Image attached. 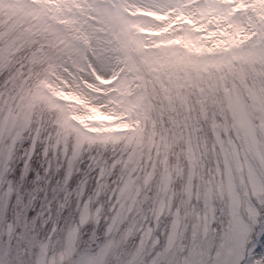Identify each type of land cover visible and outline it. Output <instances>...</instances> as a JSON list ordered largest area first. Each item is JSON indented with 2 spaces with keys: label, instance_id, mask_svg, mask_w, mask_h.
<instances>
[{
  "label": "snow or ice",
  "instance_id": "snow-or-ice-1",
  "mask_svg": "<svg viewBox=\"0 0 264 264\" xmlns=\"http://www.w3.org/2000/svg\"><path fill=\"white\" fill-rule=\"evenodd\" d=\"M0 264H264V0H0Z\"/></svg>",
  "mask_w": 264,
  "mask_h": 264
}]
</instances>
